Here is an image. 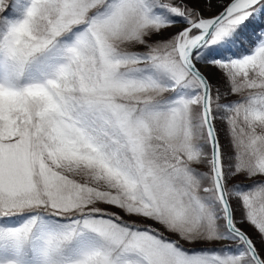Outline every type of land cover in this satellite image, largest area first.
<instances>
[{
    "label": "snow or ice",
    "instance_id": "1",
    "mask_svg": "<svg viewBox=\"0 0 264 264\" xmlns=\"http://www.w3.org/2000/svg\"><path fill=\"white\" fill-rule=\"evenodd\" d=\"M0 264H264V0H0Z\"/></svg>",
    "mask_w": 264,
    "mask_h": 264
}]
</instances>
